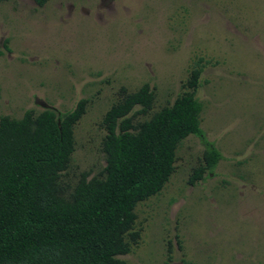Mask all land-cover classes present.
<instances>
[{"label":"rangeland","instance_id":"rangeland-1","mask_svg":"<svg viewBox=\"0 0 264 264\" xmlns=\"http://www.w3.org/2000/svg\"><path fill=\"white\" fill-rule=\"evenodd\" d=\"M0 50V117H60L87 101L62 178L70 187L103 170L101 121L124 92L149 86L152 109L135 117L147 120L201 66L203 137L178 145L162 191L135 208L138 242L118 258L264 264V0H0ZM209 146L220 160L189 185Z\"/></svg>","mask_w":264,"mask_h":264},{"label":"trees","instance_id":"trees-1","mask_svg":"<svg viewBox=\"0 0 264 264\" xmlns=\"http://www.w3.org/2000/svg\"><path fill=\"white\" fill-rule=\"evenodd\" d=\"M33 1L41 7L48 0ZM201 73V66L194 68L186 90L144 121L135 117L152 109L153 91L146 84L123 91L101 121L103 170L89 179L82 174L73 187L62 178L85 99L60 117L51 110L1 116L0 264H126L118 257L140 237L136 206L162 191L178 145L190 135L203 137L196 98ZM219 160V151L209 146L188 184L203 180Z\"/></svg>","mask_w":264,"mask_h":264}]
</instances>
